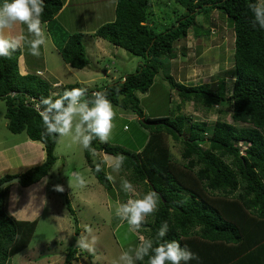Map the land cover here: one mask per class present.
<instances>
[{"label": "trees", "instance_id": "1", "mask_svg": "<svg viewBox=\"0 0 264 264\" xmlns=\"http://www.w3.org/2000/svg\"><path fill=\"white\" fill-rule=\"evenodd\" d=\"M170 1L182 6L186 13L160 31L156 24L152 26L151 0H117L114 21L92 32V36L73 33L67 38L59 54L75 70L89 66L84 43L93 42L94 38H102L138 57L135 73L101 89H89L80 83L58 86V80L51 83L40 73L22 75V49L11 59L0 57V100L7 105V128L13 134L26 133L30 140L42 143L46 151L40 165L21 174L0 177V185L20 177L19 184L30 187L47 177L56 165L60 138L45 134L35 106L41 97L62 94L74 87L86 88L87 98L97 91L105 92L113 106L134 112L140 129L149 134H141L143 130L138 129L145 143L135 150L93 140L91 150L85 152L86 158L90 170L108 192L113 190V184L106 178V171H95L96 164L91 160L94 152L123 155L120 174H127L132 184L144 186L145 193H157L158 211L146 218L139 233L155 240L166 221L168 232L163 239L177 240L199 257L189 264H264V30L252 26L253 13L248 7L262 0ZM64 5L65 0H44L42 21L48 28L66 12ZM215 12L232 26L234 34L231 90L228 91L226 78L219 79L217 89H213L210 84L178 83L173 76L163 74L178 92L183 106L193 103L208 113L216 106L219 115L231 109L230 120L219 118L210 128L207 122L194 120L181 109L175 117H147L137 94L149 92L164 68V58L176 60L185 56L177 52V42L192 33L197 38L212 34L198 19L211 21ZM204 48L199 45L197 50ZM209 131H213L210 137ZM167 136L182 144L183 162L173 159ZM129 138L140 142V136ZM241 145L246 148L242 150ZM9 197L10 188H0V264H11L12 257L30 246L38 224L37 220L19 221L12 216ZM122 197L126 202L124 192L120 193L121 200ZM69 211L74 213L70 203ZM80 255L85 253H80L79 248L68 249L64 264L77 262ZM89 257L90 264H103L93 262L90 254ZM137 262L147 264V257Z\"/></svg>", "mask_w": 264, "mask_h": 264}, {"label": "rangeland", "instance_id": "2", "mask_svg": "<svg viewBox=\"0 0 264 264\" xmlns=\"http://www.w3.org/2000/svg\"><path fill=\"white\" fill-rule=\"evenodd\" d=\"M67 1L66 12L62 14L57 23L50 27L53 37L48 29L46 31L50 39L47 46L41 48V55L35 57L28 51L25 52L32 74L43 69V78L51 83L61 80L64 84L80 83L83 86H88L89 89H101L110 86L113 81L121 79L125 75L135 73L139 66L138 57L124 49L115 47L102 38H94L93 42L89 43L87 40L84 43L90 61L85 70L74 69L73 73L66 70L63 58L51 43V40H55L56 45H60L64 37L63 34H60L61 31H58V23L71 33L92 36V32L115 20L117 5V0ZM151 1L152 26L154 27L156 24L159 31L166 26L170 27L177 18L186 13V10L174 1ZM2 3L3 0H0V4ZM261 3L264 4V0ZM199 23L212 30V34L222 29L224 31L214 35L210 33L208 38L204 35L197 38L192 33L188 38L176 43L177 52L185 53V56H179L176 60L164 58L162 61L164 68L156 75L155 83L149 92L137 94L140 99V107L147 117H175L179 114L178 109H181V112L188 117L207 122L210 128L219 118L225 121L230 120L231 109H228L226 114L219 115L216 106L210 113L193 103L183 106L178 92L173 89L163 74L173 76L178 83L189 86L210 84L213 89H217L219 79L226 78L228 91L231 90L233 83L231 73H233L234 67L232 26L226 20L222 21L218 12H215L211 21L208 22L199 17ZM23 31H26V26ZM95 41L97 43L100 41V43L95 46ZM199 45L205 47L203 51L197 50ZM113 108L115 111L114 128L109 143L122 147L128 146L132 150L142 147L145 142L142 140L141 134L148 135L149 131L140 129L138 116L131 110H124L116 106ZM6 112V102L0 100V177L24 173L40 165L46 158L45 153L44 160L34 164L40 160L42 149L28 145L26 133L13 134L8 130ZM138 129L143 130L144 133L140 134ZM212 132L209 131L207 136L210 137ZM129 135L140 136V142L129 141ZM166 140L173 159L183 162L182 144L173 140L172 137L167 136ZM241 148L244 150L246 146L241 145ZM85 152L86 150L80 145L71 143L70 137L59 139L55 151L58 159L56 165L47 176L46 181H43L38 187L39 193L42 191L43 194L45 193L44 208L40 214L34 237L26 250L12 257L11 264H64L68 249L77 248L76 238L84 233L86 227H90L93 230L92 234L96 237L94 251L88 252L80 249V253L84 252L85 255H80V259L73 264H90L89 254L92 255L93 262L113 264V261L122 252L134 249L139 244V238L143 235L139 231H131L127 222L121 221L115 214L118 205L125 201L124 197L122 200L120 198L122 192L120 180L125 178L130 181L128 175L111 173V169L104 168L106 173H111L114 176V180L111 181L113 190L108 192L90 170ZM112 157L94 152L91 160H93V164H96L103 160H111ZM74 173H80L85 177L87 180L85 187H78L75 183L71 188L69 187L68 179H72ZM55 185H62L64 191H55ZM134 186L138 194L137 198L145 194L144 186ZM8 187L11 192L12 190L18 191V188L22 186L15 183ZM41 189L43 190L41 191ZM31 190L37 192V187ZM29 194V191L23 193L18 191L14 197L19 200L28 199L27 197L31 195ZM126 196L128 199V195ZM115 197L121 202L117 203ZM69 203L74 213L69 211ZM77 220L78 226L76 225ZM136 264L139 263L136 262Z\"/></svg>", "mask_w": 264, "mask_h": 264}, {"label": "clouds", "instance_id": "3", "mask_svg": "<svg viewBox=\"0 0 264 264\" xmlns=\"http://www.w3.org/2000/svg\"><path fill=\"white\" fill-rule=\"evenodd\" d=\"M248 7L253 13L252 26H259L264 30V4L250 3ZM43 13L44 0H3L0 4V57L11 59L15 52L25 46L30 55H41V48L47 46L50 39L46 23L42 21ZM17 25L26 26L27 35L15 32ZM86 94V88L74 87L65 89L62 94L53 93L41 97L35 106L42 119L45 134L59 138L70 137L71 143L80 145L85 150H91L93 140L108 143L114 128L113 105L105 92L97 91L91 98H87ZM124 161L125 157L117 154L111 160L96 163L95 171L101 172L104 168H109L111 173L119 174ZM111 173H106L109 181L114 180ZM73 183L83 188L87 180L82 174L74 173L73 178L68 179L70 188ZM54 190L63 192L64 188L62 185H55ZM120 190L129 198L118 205L115 214L121 221L127 222L131 231H138L146 218L158 211L157 193L148 191L137 198L135 186L125 178L120 180ZM92 232L90 227H86L84 233L76 238V247L88 252L94 251L96 237ZM167 232L168 223L165 221L155 240L141 236L139 244L134 249L122 252L113 264H136L137 261H144L145 257L147 264H189V261L199 259L177 240H164Z\"/></svg>", "mask_w": 264, "mask_h": 264}, {"label": "crops", "instance_id": "4", "mask_svg": "<svg viewBox=\"0 0 264 264\" xmlns=\"http://www.w3.org/2000/svg\"><path fill=\"white\" fill-rule=\"evenodd\" d=\"M67 5H68V1L65 0L64 10H66L65 8L67 7ZM61 14H63V13H61ZM54 21H56V20H54ZM57 21L55 23H57ZM50 24H52V23H50ZM50 27L48 28V26L46 25V31L48 29L51 37H53V35L51 33V28ZM23 28H24V25H17L16 26V29H15V32H23L26 35L27 34V30L24 32L23 31ZM59 30L61 31L60 34H63L64 35V37H63L62 42L60 43V45H58V44L56 45L55 40H51V43L53 44V46H55L57 48L58 53H59V50L61 49V46L64 44V42L67 40V38L71 34H73V33L69 32L60 23H58V31ZM99 43H100V41L98 43L96 42L95 43V46L97 44H99ZM25 47L22 48V55H21V57L19 59V68H20V72H21L22 75H27L29 73H31V74L33 73L32 72V69L30 68V66L28 64V61L26 59L27 57H26L25 52L28 51V50H26ZM58 47H60V48H58ZM100 51H102V50H100ZM65 66H66V70L68 72H70V73H73L74 72V69L71 68L66 63H65ZM36 73H40V75L43 76V69H39ZM59 84H64V82H62L61 80H58L57 85L60 86ZM27 142L29 143L28 145H30V146H37V147H39V148L42 149L43 152H42V155H41L40 160L38 162H35L34 164L39 163V162H42L44 160V156H45L44 154L46 153V152H44L45 150H43L44 149V145L42 143H40V142H34V141L30 140L29 137L27 138ZM46 178L47 177H45L39 183H36V184H34V185L30 186V187H27V188L19 187L18 188L19 193L20 192L23 193L24 191H26V192L29 191V193L31 195L29 194L30 196L27 197L28 199L19 200L17 197H14V194L15 193H18V191L12 190L10 192L8 208H9V212L11 213V215H13L17 220H19V221H27V222H33L35 220L39 221L40 214H42V212H43L42 210L44 208L43 201H44V195H45V193L43 194V191H42L43 189H41L42 192L39 193L40 190H38V187H39V184L43 183V181L44 182L46 181ZM35 187H37V192H33L31 190V189H34ZM26 210H28V211L26 212Z\"/></svg>", "mask_w": 264, "mask_h": 264}, {"label": "water", "instance_id": "5", "mask_svg": "<svg viewBox=\"0 0 264 264\" xmlns=\"http://www.w3.org/2000/svg\"><path fill=\"white\" fill-rule=\"evenodd\" d=\"M20 182V177H15L13 179H10L8 181H5L3 184L0 185L1 189H5L6 187H8L11 184H18Z\"/></svg>", "mask_w": 264, "mask_h": 264}]
</instances>
